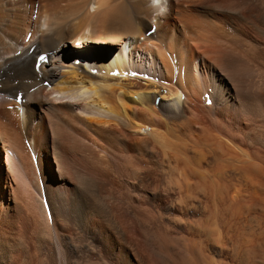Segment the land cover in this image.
Masks as SVG:
<instances>
[{
  "label": "bare ground",
  "instance_id": "obj_1",
  "mask_svg": "<svg viewBox=\"0 0 264 264\" xmlns=\"http://www.w3.org/2000/svg\"><path fill=\"white\" fill-rule=\"evenodd\" d=\"M0 264H264V0H0Z\"/></svg>",
  "mask_w": 264,
  "mask_h": 264
}]
</instances>
